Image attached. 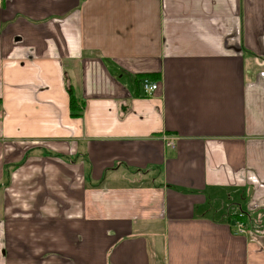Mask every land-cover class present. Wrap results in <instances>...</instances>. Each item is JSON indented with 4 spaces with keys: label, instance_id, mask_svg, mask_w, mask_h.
I'll return each mask as SVG.
<instances>
[{
    "label": "crops",
    "instance_id": "crops-1",
    "mask_svg": "<svg viewBox=\"0 0 264 264\" xmlns=\"http://www.w3.org/2000/svg\"><path fill=\"white\" fill-rule=\"evenodd\" d=\"M0 264H264V0H2Z\"/></svg>",
    "mask_w": 264,
    "mask_h": 264
},
{
    "label": "trees",
    "instance_id": "trees-1",
    "mask_svg": "<svg viewBox=\"0 0 264 264\" xmlns=\"http://www.w3.org/2000/svg\"><path fill=\"white\" fill-rule=\"evenodd\" d=\"M140 79L142 78H147L150 80L157 81L158 77L155 75H146L144 77H139ZM69 95H70V117L73 119L80 118L84 112V104L80 103L77 98L74 97L73 93L71 90H68ZM244 217L239 216L238 222H243Z\"/></svg>",
    "mask_w": 264,
    "mask_h": 264
},
{
    "label": "built area",
    "instance_id": "built-area-1",
    "mask_svg": "<svg viewBox=\"0 0 264 264\" xmlns=\"http://www.w3.org/2000/svg\"><path fill=\"white\" fill-rule=\"evenodd\" d=\"M2 6V0H0V7ZM142 88L146 96H152L159 89V85L155 82H152L148 79H144L142 82ZM169 147H174V143L172 141H168ZM239 230L241 233H244V228L239 225Z\"/></svg>",
    "mask_w": 264,
    "mask_h": 264
},
{
    "label": "rangeland",
    "instance_id": "rangeland-1",
    "mask_svg": "<svg viewBox=\"0 0 264 264\" xmlns=\"http://www.w3.org/2000/svg\"><path fill=\"white\" fill-rule=\"evenodd\" d=\"M235 213H237V212H235Z\"/></svg>",
    "mask_w": 264,
    "mask_h": 264
}]
</instances>
